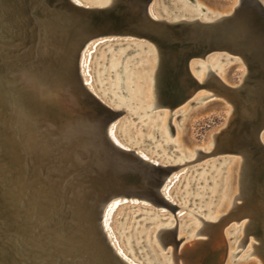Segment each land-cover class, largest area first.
<instances>
[{"label":"bare ground","instance_id":"1","mask_svg":"<svg viewBox=\"0 0 264 264\" xmlns=\"http://www.w3.org/2000/svg\"><path fill=\"white\" fill-rule=\"evenodd\" d=\"M70 1L81 7L71 6L68 0H0V40L12 39L21 26L28 30H39L41 42L37 41L34 48L29 46L26 50L27 57L38 61L46 54L59 53L63 45L76 43L78 32L86 30L85 35L90 39L80 54L79 71L82 82L93 96L107 107L120 111L108 129V135L115 144L129 149V146L120 142L115 135L119 124L117 120L125 113L124 109L113 108L94 93L90 85L92 82L88 78L90 71L87 69L96 49L107 44L112 50L119 47L128 49L119 61L116 59L117 63L120 62L117 69L120 75L118 78L121 79L119 88L123 89L122 95L128 91L133 101H145L143 103L147 105L146 110L163 108L172 113L181 106L180 110H183L189 102L195 100L200 90L210 91L209 96L217 95L231 106L230 110L225 109L228 116L226 127L215 135L212 143L206 142L201 147V150L206 151L213 144L212 149L206 153L192 146L187 154L181 151V164L173 161L159 162L162 158L158 153H146L139 149L140 147L135 149L136 152L129 149L155 164L173 167L162 188V194L176 208L174 212H170L166 206L154 208L147 202L127 201L119 197L111 199L102 224L115 252L128 264H139L128 258L117 247L118 244L116 245L117 242L115 243L112 237L109 228L111 225L108 224L119 207L128 205L130 208L139 206L145 210L154 208V212L159 215L169 212L174 219H179L186 213H177L178 205L169 194L181 177L191 170L180 169L203 158L225 154L238 156L241 160L238 194L234 196L231 204L228 196L231 193L228 175L222 181L223 196L221 195V202L213 218H210L211 221L204 220L197 213L189 212V215L195 216L201 223L191 233L189 242L179 248L182 238L177 237L176 225L166 226V223L165 227L157 225L159 227L155 230L146 232V247L156 245L154 238L160 243L162 250L171 246V252H167L171 264H175L174 255L178 257L184 252L186 257L189 256V264H207L208 256L213 254V264H225L228 256L234 259L240 252H227L228 245L223 233L231 222L240 224L244 221L239 228L234 229L232 243L236 249L245 248L251 240V252L241 260L256 256L258 262L264 264V141H261L264 132V29L260 18V13L264 12V0H233L225 11L217 13L202 3L203 0H166L167 3L172 2L168 6L166 3L159 5L157 0H89L86 3L81 0ZM53 3L55 7H51ZM31 13L37 16L38 20L41 19L36 25L29 22ZM70 21L75 23L70 26ZM112 37L124 39L117 40ZM106 40L107 42H104ZM23 41L25 42L24 39ZM173 43H178L180 47L171 48ZM3 51L5 49L0 47V73L11 64ZM139 52L145 54L131 58L128 66L133 65V61L138 58L144 59L141 63L143 66L136 67L140 69L137 71V85L134 89L131 86L125 90L124 79L129 84L131 77L124 75L122 62L125 56ZM219 57L222 58L220 62L224 59L232 60L239 64V68H244L239 83L230 84L225 81V71H220V79L219 75L214 74L212 60L216 61ZM57 63L65 65L62 58ZM202 63L206 68L203 79L202 71L198 77L193 75L194 70L199 69ZM114 64L116 65L112 63ZM171 70L178 73L177 85L182 87V91L173 100V108L170 104L165 105L163 93L164 82ZM110 73L112 77L114 72ZM137 105L139 107L140 104ZM13 106V101L7 96L5 84L0 82V226L6 222L12 224L15 230V234L0 233V264H111L105 249L93 235L87 217L90 209L87 202L89 196L92 197L97 191L95 188L104 189L108 181L105 161L101 157H106L110 163H114L116 156L106 151L99 131L91 125L88 129L81 128V133L78 128L72 133L78 138H84L85 146L81 147L80 157L73 161L69 153L58 154L53 150L50 141L32 132L27 119L22 113L17 115ZM65 107L69 112L64 116L69 117L73 112H81L87 121L101 120L97 111L89 110L87 106L79 109L73 102L67 103ZM54 116L55 119L62 120L63 113L56 111ZM166 118V114L159 119L156 117V122L160 124L157 132L160 138L162 133L167 136L166 130L172 133V126L169 125L171 120ZM156 122L153 123L154 126L157 125ZM148 124L147 127L151 126L153 129V124ZM129 135L127 139H130ZM146 135L151 136L150 130ZM211 137L214 139V136ZM144 139H147L146 136ZM176 140H180L179 134L172 143ZM177 144L180 145L178 142ZM162 147L163 150L167 149L166 144ZM179 153L173 152L175 156ZM235 163L233 162V165ZM199 169L194 168L197 171ZM71 172L80 174L67 183L66 176ZM218 173L220 175V172ZM236 199L239 203H236ZM221 210L223 214L219 213ZM217 213L221 215L218 216ZM143 214L139 213L135 218ZM45 223L48 226L40 227ZM171 232H174L173 239L169 236ZM198 232L202 237L194 239ZM141 241L139 240L140 245ZM137 243L135 244L138 246ZM154 251L157 250L154 248ZM151 252V260L148 258L147 262H150L147 264H158L154 253ZM166 262L164 264H170L168 260ZM178 262H181L180 259Z\"/></svg>","mask_w":264,"mask_h":264},{"label":"water","instance_id":"2","mask_svg":"<svg viewBox=\"0 0 264 264\" xmlns=\"http://www.w3.org/2000/svg\"><path fill=\"white\" fill-rule=\"evenodd\" d=\"M68 1L73 7H81ZM51 7H55L54 3ZM260 18L264 29V12L260 13ZM40 20L31 13L30 23L34 22L36 25ZM69 23L72 26L75 22L70 21ZM85 32L86 30L78 32L76 43L69 46L63 45L62 50L56 54L45 53L46 55L36 61L32 57H27L26 50L29 46L32 48L36 46L41 33L37 29L28 30L21 26L17 31L18 35H13L12 39L0 40V47L5 49L4 56L11 62L0 73V82L5 84L7 96L13 101L15 113L17 115L22 113L30 124L32 132L50 141L53 150L58 154L69 153L75 161L77 157H80L79 152L81 147L85 146V141L84 138L81 139L72 134L74 129L78 128L81 133V128L88 129L91 125L93 129L99 131L106 151L115 155L116 161L110 163L106 157H101L105 161L108 181L104 189L95 188L97 190L95 194L92 197L89 196L88 202L85 201L90 206L87 217L96 241L105 249L111 264H128L109 243L102 224L109 201L116 197L125 198L127 201L137 200L139 203L147 202L154 208L166 206L170 212H174L176 206L168 202L162 194V188L173 167L155 164L132 150L120 147L110 139L109 126L119 116L120 111L113 110L100 102L82 82L78 64L85 43L90 39ZM112 38L124 39V37ZM179 47L178 43H173L171 46V48ZM60 58L65 62L64 66L57 63ZM177 74L176 71H169L163 87L164 103L165 105L170 104L171 108L174 107L173 100L182 91V87L177 85L179 81ZM73 102L79 109L83 106H87L92 111L94 109L101 116V120L87 121L81 112H73L69 117L64 116L69 112L65 105ZM56 111L63 113L62 120L55 119ZM79 174V172L69 173L66 176V182L72 181ZM112 216L113 213L111 218ZM44 225L48 226L45 223L40 227L44 228ZM108 225L110 226L111 222ZM0 233L15 234V230L12 224L4 222L0 226ZM169 234L173 239L174 232ZM173 259L175 264H189V256L186 257L185 252L178 257L174 255Z\"/></svg>","mask_w":264,"mask_h":264},{"label":"rangeland","instance_id":"3","mask_svg":"<svg viewBox=\"0 0 264 264\" xmlns=\"http://www.w3.org/2000/svg\"><path fill=\"white\" fill-rule=\"evenodd\" d=\"M199 1L202 2V0H199ZM232 2L233 0H203L202 3H204L207 7H210L211 11L217 13V12L225 11L230 6V4H232ZM157 3H159V5H161L162 3L163 4L166 3L167 4L166 6H168V4H171L172 2L167 3L166 0H157ZM109 46L110 45L107 44V45H104L96 49L95 54L91 57L92 59H90L91 60L90 65L89 66L87 65V69L88 71H90L88 78L92 82L90 85H91V88L94 90V93H96V95L99 98H101L103 101H106V103H109L110 105V103H112V99L109 98L107 94L108 92L109 93L111 92L112 94L114 92L115 96L120 100L121 104L123 103L122 104L123 106L124 104L125 106H127V112L124 113L120 117V119L117 120V122H119V120H121L122 118L130 116L131 113H138V112L144 113L143 111L144 110L146 111L147 105L144 104L145 101L143 100L136 99L137 101L136 102L134 99L133 101L132 100L133 98H131L128 91H127L128 93H126L125 95L121 94L123 89L119 88L121 79L118 78L119 74L117 72V67L119 66V63H117V60L119 61L122 55L128 49L119 47V49L117 48L115 50H112V47L111 46L109 47ZM107 47L108 49L104 50ZM108 54L109 56H106ZM144 54H145L144 52H141V53L139 52L135 54L133 53V55L129 54L130 56L129 55L125 56L122 62L123 63L122 66L124 69V75L126 77L128 75L131 77L129 84L127 83L126 79H124L125 90H128L129 87L131 86H133L132 88L134 89V86L137 85V82H138L137 74L140 70L137 68H138V65L139 66L142 65L141 63H143L144 59L138 58L137 60L133 61L134 62L132 63L133 65H130V67H128L130 64L129 60H131V58L142 56ZM221 59L222 58L219 57L217 58L216 61L212 60L211 67H212V70L214 71V74L216 76L219 75L218 78L220 79L222 77V73L220 71L222 72L225 71V75H223L225 81H227L230 84L239 83L244 68L243 67L239 68L240 67L239 64L232 60L228 61L227 59H224L222 62H220ZM208 62H210V60ZM112 63H116V65L115 64L112 65ZM110 65H112V67ZM203 65L204 64L202 63L201 67L197 70H194V74L193 73L192 74L198 77V75H200V72L202 71L201 75L203 79L205 77L203 73H204V70H206V68ZM110 68L111 69L113 68L112 71ZM110 72H114V75L112 77H111ZM104 94H106V97L104 96ZM209 95H211L210 91L200 90L195 100L189 102V105H187L185 109L180 110V108L182 107L181 106L178 109H175L174 112L171 113L172 115H170L169 110L163 109V108H154L148 114H144L146 116H150L155 113L154 114L155 117L153 116L150 119L152 123L151 122L149 123L148 121L150 125L156 122L157 120L156 117L159 119L160 117H163L165 114L167 117L166 119L169 118L171 120L170 124L173 126L172 133L169 130H166V133H168L167 139H166L167 136L165 135V133L161 134V137L164 140L166 139L165 142L172 143L174 139L177 137V135L179 134L180 140L179 141L176 140L173 143L175 146L172 147L171 149L173 152L174 150L179 151L180 152L179 155L178 156H171V155L166 156V153H160L159 156L162 159H160L159 162L161 161L162 163H169L173 161L175 163L181 164L182 161H179L180 155H182L183 153L187 154L189 151H191L192 146H196L195 147L196 149L201 150V147L205 145L206 142L212 143L213 140H215L216 138L215 135L221 132L220 130L226 127L225 123L226 121H228L227 110H230L231 106L229 104H226L223 98H220L217 95L216 96H209ZM205 96H209V97L205 98ZM137 104H140L139 107ZM114 107H119V106L118 104H114ZM226 108L227 110H225ZM177 110H180L181 112L180 111L176 112ZM158 112H163V113L160 115ZM146 116H143L142 118ZM126 119L127 121H130V118H126ZM153 120H155V122H153ZM136 122L137 120H133L131 124H129V126L130 127L133 126ZM148 123L145 124L146 125L145 135L148 133L149 130L152 134L153 129H151V126L147 127ZM156 123H157V127L159 130L160 124L158 122ZM126 126L127 125H124L122 127V132L125 133L127 137L129 135V130L126 129ZM152 127L154 128V124L152 125ZM118 130H119V125L117 126V132ZM177 132L179 133L177 134ZM262 133H263V138L261 141H264V132ZM115 135H116V132H115ZM211 135L214 136V139H212V137L210 138ZM177 142L179 144L182 142L183 144L182 143L181 144L185 146V148L181 144L178 145ZM164 144H167V143H164ZM162 145L163 143L159 142L157 144H154L149 149H152L153 147H156V150L159 148L163 149ZM212 146L213 144L210 145L206 151H204L203 149L201 151L207 153L208 150L212 149ZM181 151H183V153H181ZM153 152L155 153H152V154H157L155 149ZM185 158H187V156H185ZM240 161L241 160L240 158H238V156L217 154L214 156L203 158L202 160H199L193 163L192 165L184 166L182 169H180L181 171L187 170L189 168L191 170L188 171L187 174L181 177L178 183L175 184L174 187L172 188L171 194H169L170 197L173 199V202L177 203L178 205L177 213L178 212H182V213L184 212V214L186 213L183 217L179 219H174L172 214H170L169 212L168 214H165V215H159L158 213L154 212L155 210L154 208L145 210V209H141L139 206H137L136 208H130L128 205L119 207L118 210L115 212L111 220L112 224L109 227L112 231L111 234H113L112 237L114 239V242L115 243L117 242L116 245L118 244L117 247L121 249L125 255L128 252L135 253V252H151L152 251L155 255V259L157 260L158 264H160V262L161 263L163 262L162 264L167 263L166 262L167 260L169 261L168 263L170 262L172 263L171 259L167 255V252H171V246H168L166 250H162L160 243L157 241L156 238H154L155 239L154 244L156 243V245L154 246L151 245V247L148 246L147 248L149 249L147 251V248L144 245L145 241H146L145 244H147L146 232L148 233L149 230H155L160 225L162 227H165L164 225H166V223H167L166 226H173L175 224L177 237L182 238V243L179 245V248L183 244L189 242L191 240L190 236L193 230L197 226L201 225V223L198 222L199 220H197L195 216L189 215V212L197 213L198 216L202 217L204 220L211 221L210 218H213L214 212L216 211V208L221 202V199L223 196L221 192L222 191L221 189L222 181L224 178H227L228 175H229V177L227 178L229 180L228 187L229 189H231V193L228 196L230 198L229 202L231 204L234 196L238 194V171H239ZM233 162H236L235 165H233ZM194 168H200V169L197 171V170H194ZM218 172H220V175ZM213 194H215L214 197H213ZM235 201L236 203H239L238 199H236ZM212 202H214V204ZM230 204L228 203V207ZM222 211L223 210H221L219 213L223 214ZM139 213H144V214L135 218V216ZM219 213H217L218 216L221 215ZM210 214L212 215V217ZM194 222L196 224H194ZM192 223L194 225H192ZM231 223L232 224L228 226L223 233L224 239L228 245L227 252H232V250H235L234 252H240V254L237 255L234 259H231L230 256H228L227 259L225 260V264H261L258 262V259L256 256H249L248 258L241 260L248 252H251V248H250L251 240L247 243L245 248L236 249V246L232 243L233 242L232 237L235 236L234 229L239 228L241 224L244 223V221L240 222V224L233 223V222ZM201 235L202 234L198 232L196 236H194V239L202 237ZM137 236L139 239L137 238ZM240 237H242V231H240ZM139 240L140 241L142 240L141 243L142 242L144 243L141 244V247H138L137 249H135L134 245H136L135 244L136 242L139 243ZM154 248L157 251H154ZM158 253L160 254L158 255ZM156 255H158V257ZM148 258L151 260V256L149 255V253L145 256L144 263L136 262V261L135 262L139 264L140 263L147 264L148 262H150V260L147 262ZM214 260H215L214 254L213 256L209 255L207 264H213Z\"/></svg>","mask_w":264,"mask_h":264},{"label":"flooded vegetation","instance_id":"4","mask_svg":"<svg viewBox=\"0 0 264 264\" xmlns=\"http://www.w3.org/2000/svg\"><path fill=\"white\" fill-rule=\"evenodd\" d=\"M83 3H86L87 1H89V0H81ZM110 47V46H109ZM107 49H108V47H107ZM107 56V55H106ZM119 66H120V62H119ZM118 66V67H119ZM118 67H117V69H118ZM123 72H124V69H123ZM120 76V75H119ZM120 79V78H119ZM127 93V92H126ZM108 97L109 98H111L112 99V103H110V105L113 107V108H117V109H119V108H123L124 109V112L126 113L127 112V106H123L122 104H121V102H120V100L115 96V95H113V94H111V93H109L108 92ZM104 96L106 97V94H104ZM109 104V103H108ZM114 104H118V106L119 107H114ZM136 110V109H135ZM153 110V109H152ZM149 112H151V110H149V109H147L146 111H144V113H131L130 114V116H127V117H125V118H122L121 120H119V130H118V132H117V127H116V135H117V138L121 141V142H123L124 144H126L127 146H129V149H133L135 152H136V150L135 149H138L139 147V149H141V150H143V151H145L146 153H150V154H152V153H155V152H153L154 151V149H155V151L158 153V155L160 154V153H166V155L168 156V155H171V156H175V154H173V151L171 150L172 149V147H174L175 145L172 143L171 144V142L169 143V142H165L166 141V139L168 138V136L166 137V139L164 140L162 137L160 138L158 135H157V132L159 131L158 130V127H157V125H155L154 126V128H153V130H152V134H151V137H147L146 135H145V131H146V125H144V124H146V123H148V121H149V119L150 118H152L153 116H154V114H152V115H150V116H146V115H144V114H148ZM160 115L163 113V112H158ZM158 113H156V114H158ZM170 113V112H169ZM170 115H172L171 113H170ZM143 116H146V117H144V118H142ZM133 117L135 118V119H133ZM126 118H130V121H127V119ZM143 120H142V119ZM133 120H137V122L133 125V126H129V124H131V122L133 121ZM124 125H127L126 126V129L127 130H129V134H130V141L127 139V137H126V134L125 133H123L122 132V127L124 126ZM143 125V126H142ZM169 125H171V124H169ZM172 126V125H171ZM129 128V129H128ZM172 129H173V126H172ZM139 132L141 133V135H139ZM154 134H156V136L154 135ZM145 136H146V138L147 139H144L145 138ZM157 140H156V139ZM144 140V141H143ZM159 140V141H158ZM159 142H162L163 144L164 143H167L166 145H167V149H165V150H163V149H161V148H159V149H157L156 150V147H153L152 149H149L150 147H152L154 144H157V143H159ZM145 143H147V144H145ZM149 144H151V145H149ZM141 145V146H140ZM149 145V146H148ZM121 146V145H120ZM145 148H144V147ZM123 147V146H122ZM147 147V148H146ZM170 147V148H169ZM124 148H126V147H124ZM175 151V150H174ZM163 156H164V154H163ZM142 243H144V242H142ZM141 243V244H142ZM144 245H145V247H146V244L144 243ZM138 247H141V245L140 246H137V245H134V248L135 249H137ZM147 248V247H146ZM147 251H148V248H147ZM149 252H135V253H132V252H128L126 255L128 256V257H130L131 259H133L134 261H136V262H142V263H144V258H145V256L148 254ZM137 256V257H136Z\"/></svg>","mask_w":264,"mask_h":264}]
</instances>
